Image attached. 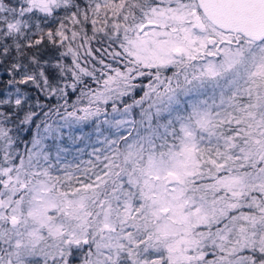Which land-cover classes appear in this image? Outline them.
Returning a JSON list of instances; mask_svg holds the SVG:
<instances>
[{
	"label": "snow or ice",
	"instance_id": "6c2138e0",
	"mask_svg": "<svg viewBox=\"0 0 264 264\" xmlns=\"http://www.w3.org/2000/svg\"><path fill=\"white\" fill-rule=\"evenodd\" d=\"M0 69V264H264V0H0Z\"/></svg>",
	"mask_w": 264,
	"mask_h": 264
},
{
	"label": "rangeland",
	"instance_id": "374dc122",
	"mask_svg": "<svg viewBox=\"0 0 264 264\" xmlns=\"http://www.w3.org/2000/svg\"><path fill=\"white\" fill-rule=\"evenodd\" d=\"M111 109L109 108V111H110ZM93 130H92V128L90 127V126H85L84 127V129H83V132H84V134L86 135L87 133H89V132H92ZM105 134H107V133H105ZM95 139H96V137H95V135H93V142L95 141ZM101 139H103V137H101ZM84 145L83 144H81L80 145V147H83ZM97 147H99L100 145H96ZM87 151H91V148H88L87 149ZM71 159V158H70ZM83 159H88V157L85 155L84 157H83Z\"/></svg>",
	"mask_w": 264,
	"mask_h": 264
},
{
	"label": "trees",
	"instance_id": "16d2710c",
	"mask_svg": "<svg viewBox=\"0 0 264 264\" xmlns=\"http://www.w3.org/2000/svg\"><path fill=\"white\" fill-rule=\"evenodd\" d=\"M7 79H8L7 74H5L2 69H0V81H6ZM75 98H76L75 95H72L71 99L73 101L75 100Z\"/></svg>",
	"mask_w": 264,
	"mask_h": 264
}]
</instances>
